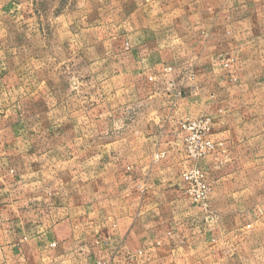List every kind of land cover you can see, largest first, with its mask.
<instances>
[{
  "label": "crops",
  "instance_id": "1",
  "mask_svg": "<svg viewBox=\"0 0 264 264\" xmlns=\"http://www.w3.org/2000/svg\"><path fill=\"white\" fill-rule=\"evenodd\" d=\"M97 1L0 0V264H264V0Z\"/></svg>",
  "mask_w": 264,
  "mask_h": 264
},
{
  "label": "built area",
  "instance_id": "2",
  "mask_svg": "<svg viewBox=\"0 0 264 264\" xmlns=\"http://www.w3.org/2000/svg\"><path fill=\"white\" fill-rule=\"evenodd\" d=\"M190 79L194 78L193 72H188ZM179 94V93H178ZM178 129L182 132V151L186 160L192 162L182 174L181 179L184 184L183 193L185 197L192 200L197 205H205L210 185L206 177V172L198 165L213 155L216 147L210 135L212 130V120L207 116H202L192 120L181 121ZM164 153L155 155V158L163 156ZM54 246V244H51Z\"/></svg>",
  "mask_w": 264,
  "mask_h": 264
},
{
  "label": "rangeland",
  "instance_id": "3",
  "mask_svg": "<svg viewBox=\"0 0 264 264\" xmlns=\"http://www.w3.org/2000/svg\"><path fill=\"white\" fill-rule=\"evenodd\" d=\"M104 1V0H103ZM74 0H37L34 7V13L41 14L47 11L55 12H73L75 7L82 9L84 12L86 7L83 5H75ZM102 1L98 0L97 4L93 7L97 9L101 7ZM27 12V6L25 0H13V45L24 44V29L27 28V23L25 21ZM39 26L41 28L42 22L39 21ZM22 31V33L20 32ZM24 55V53H23Z\"/></svg>",
  "mask_w": 264,
  "mask_h": 264
}]
</instances>
